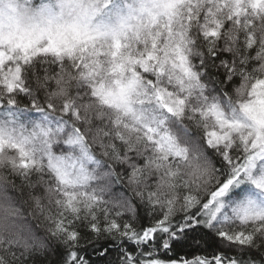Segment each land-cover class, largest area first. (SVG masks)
I'll use <instances>...</instances> for the list:
<instances>
[{
  "label": "snow or ice",
  "instance_id": "obj_1",
  "mask_svg": "<svg viewBox=\"0 0 264 264\" xmlns=\"http://www.w3.org/2000/svg\"><path fill=\"white\" fill-rule=\"evenodd\" d=\"M0 264H264V0H0Z\"/></svg>",
  "mask_w": 264,
  "mask_h": 264
},
{
  "label": "trees",
  "instance_id": "obj_2",
  "mask_svg": "<svg viewBox=\"0 0 264 264\" xmlns=\"http://www.w3.org/2000/svg\"><path fill=\"white\" fill-rule=\"evenodd\" d=\"M188 251H191V250H188ZM208 251L210 252L211 250H208ZM197 254H201V253L198 252Z\"/></svg>",
  "mask_w": 264,
  "mask_h": 264
}]
</instances>
